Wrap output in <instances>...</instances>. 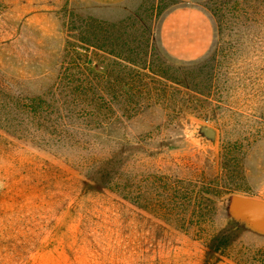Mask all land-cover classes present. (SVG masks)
<instances>
[{"label":"rangeland","instance_id":"obj_1","mask_svg":"<svg viewBox=\"0 0 264 264\" xmlns=\"http://www.w3.org/2000/svg\"><path fill=\"white\" fill-rule=\"evenodd\" d=\"M223 2L0 0V264H258L264 55Z\"/></svg>","mask_w":264,"mask_h":264},{"label":"trees","instance_id":"obj_2","mask_svg":"<svg viewBox=\"0 0 264 264\" xmlns=\"http://www.w3.org/2000/svg\"><path fill=\"white\" fill-rule=\"evenodd\" d=\"M224 1L220 8L216 9V17L220 21V33H229L234 41L235 46L243 45L249 48V52L253 54L256 60L264 55V0H222ZM229 10L230 18L224 14ZM257 62V61H253ZM251 78L254 81L256 73L264 71V68H255V64L251 63ZM79 81V80H78ZM81 81V87H84ZM95 83V82H93ZM99 84V83H98ZM89 114L85 113V116ZM75 127V126H74ZM259 131V130H258ZM76 132L79 130L76 128ZM80 142V141H78ZM89 148V147H87ZM100 149L91 151V155H95ZM104 157L94 158L88 168L92 173V179L96 182L106 184L111 177H115L118 173V163L110 162V159ZM86 161V160H85ZM216 247L213 248L216 253L223 252L232 245V238L226 232L216 235ZM258 264H264V253L261 256L253 257Z\"/></svg>","mask_w":264,"mask_h":264},{"label":"crops","instance_id":"obj_3","mask_svg":"<svg viewBox=\"0 0 264 264\" xmlns=\"http://www.w3.org/2000/svg\"><path fill=\"white\" fill-rule=\"evenodd\" d=\"M108 1V0H107Z\"/></svg>","mask_w":264,"mask_h":264}]
</instances>
